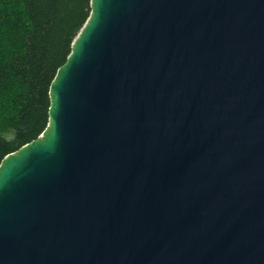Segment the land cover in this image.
Wrapping results in <instances>:
<instances>
[{
  "label": "water",
  "instance_id": "95a60500",
  "mask_svg": "<svg viewBox=\"0 0 264 264\" xmlns=\"http://www.w3.org/2000/svg\"><path fill=\"white\" fill-rule=\"evenodd\" d=\"M49 97L0 264H264V0H90Z\"/></svg>",
  "mask_w": 264,
  "mask_h": 264
},
{
  "label": "trees",
  "instance_id": "16d2710c",
  "mask_svg": "<svg viewBox=\"0 0 264 264\" xmlns=\"http://www.w3.org/2000/svg\"><path fill=\"white\" fill-rule=\"evenodd\" d=\"M90 0H0V162L48 125L49 88Z\"/></svg>",
  "mask_w": 264,
  "mask_h": 264
}]
</instances>
